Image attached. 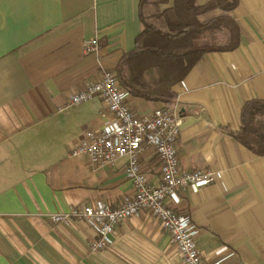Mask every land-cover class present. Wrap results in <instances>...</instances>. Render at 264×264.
<instances>
[{
	"label": "crops",
	"instance_id": "0c3cea01",
	"mask_svg": "<svg viewBox=\"0 0 264 264\" xmlns=\"http://www.w3.org/2000/svg\"><path fill=\"white\" fill-rule=\"evenodd\" d=\"M138 1L0 0V264H183L147 209L118 222L100 251H90L96 234L85 221L49 219L76 204L114 208L133 193L123 157L100 164L70 156L87 129L112 120L104 102L65 105L134 47ZM231 15L237 47L205 53L174 85L176 98L168 103L181 117L180 167L211 168L219 176L167 202L198 226L205 262L264 264V155L228 132L238 130L243 102L264 99V0H237ZM92 38L97 47L84 54L82 43ZM130 101L139 115L159 105ZM139 162L157 185L154 153L144 152Z\"/></svg>",
	"mask_w": 264,
	"mask_h": 264
},
{
	"label": "built area",
	"instance_id": "2783aa9c",
	"mask_svg": "<svg viewBox=\"0 0 264 264\" xmlns=\"http://www.w3.org/2000/svg\"><path fill=\"white\" fill-rule=\"evenodd\" d=\"M95 38L84 40V54L95 51ZM99 97L112 120L100 128H90L70 151V156L85 155L92 163H110L119 157L125 160L124 174L131 182L133 193L117 207L110 208L102 202L76 204L67 211L49 214L52 222H68L73 218L88 223L96 237L89 243L90 251L108 247L115 225L123 219L147 209L159 220L169 234L172 244L183 264H218L205 262L198 252L195 236L198 226L188 215L175 213L168 199L178 202L180 192L188 186H201L214 182L219 172L211 168L187 170L178 164L176 139L181 117L174 106L159 104L148 115H139L130 94L119 86L111 69H104L100 78L87 83L68 97L65 107ZM151 150L160 166L161 181L152 185L147 181L139 162L140 156Z\"/></svg>",
	"mask_w": 264,
	"mask_h": 264
},
{
	"label": "trees",
	"instance_id": "16d2710c",
	"mask_svg": "<svg viewBox=\"0 0 264 264\" xmlns=\"http://www.w3.org/2000/svg\"><path fill=\"white\" fill-rule=\"evenodd\" d=\"M237 0H139L140 31L134 47L111 69L130 96L168 104L176 98L174 85L207 52L232 50L239 27L231 15ZM226 36V38H223ZM239 128L228 131L257 155H264V99L243 102Z\"/></svg>",
	"mask_w": 264,
	"mask_h": 264
}]
</instances>
